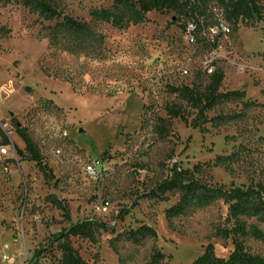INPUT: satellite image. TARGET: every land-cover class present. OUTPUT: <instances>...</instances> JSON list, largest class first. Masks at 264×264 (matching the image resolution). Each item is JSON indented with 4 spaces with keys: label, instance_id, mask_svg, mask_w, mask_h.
Wrapping results in <instances>:
<instances>
[{
    "label": "rangeland",
    "instance_id": "obj_1",
    "mask_svg": "<svg viewBox=\"0 0 264 264\" xmlns=\"http://www.w3.org/2000/svg\"><path fill=\"white\" fill-rule=\"evenodd\" d=\"M46 1L60 20L0 0V264H60L52 239L69 222L50 196L68 205L73 223L105 225L95 242L72 239L88 264H155V249L166 257L157 264H193L208 245L228 258L232 240L216 236L228 218L223 201L169 222L165 212L179 195L168 202L142 195L175 165L198 167L195 177L211 185H264L263 25L235 29L223 22L229 33L205 29L192 44L175 13L151 12L143 24L115 29L91 17L112 10V0ZM64 17L89 23L95 37L62 33L60 45L51 46L50 28ZM209 66L224 73L221 92L240 91L245 98L217 106L200 128L173 120V134L158 139L152 125L176 100L170 88H204ZM17 129L36 145L49 180ZM2 148L15 153L3 155ZM89 166L96 176L87 175ZM142 225L157 238L127 241ZM244 246L264 257L260 241L247 238Z\"/></svg>",
    "mask_w": 264,
    "mask_h": 264
},
{
    "label": "trees",
    "instance_id": "obj_2",
    "mask_svg": "<svg viewBox=\"0 0 264 264\" xmlns=\"http://www.w3.org/2000/svg\"><path fill=\"white\" fill-rule=\"evenodd\" d=\"M19 5L39 14L47 21L60 20V13L46 0H11ZM112 10H96L91 13L92 20L110 24L115 29L127 28L130 24L140 25L147 21L151 12L159 14L175 13L183 22L184 31L189 23L197 26V32L219 26V19L214 8L221 14L228 25L237 29L240 24H262L264 27V0H112ZM124 12V13H123ZM59 29L62 30L59 32ZM71 34L76 38L91 33L89 23L78 21L71 17H64L56 27L50 28L49 42L53 47L60 45L59 36ZM207 77L204 88L193 85H183L170 88V94L175 96V102L165 106L166 118L155 117L152 125L153 133L160 140L168 139L172 133V121L180 120L192 128H200L209 120L207 115L217 106L243 100L245 94L240 91H220L225 78L223 71L217 68L212 74L203 72ZM252 105L250 102L245 106ZM192 112V113H191ZM194 115V118H192ZM192 118V119H191ZM30 160L35 162L46 180L50 179V170L43 164V159L36 145L26 132L17 129ZM10 143L5 140V145ZM17 153L20 150L15 147ZM195 167L193 171L175 165L169 170V176L150 191L144 193L142 198L168 202L170 196L179 195L178 202L165 212L167 220L184 216L189 211L200 209L210 203L223 201L228 206V218L223 226L216 230V236L223 240H232L234 250L228 258H219L215 255L212 245H208L204 253L193 264H264V257L251 254L244 246V240L252 238L264 245V231L258 225H264V185H230L218 186L207 184L196 178ZM48 202L63 211L69 226L55 234L52 243L57 245L61 253L60 264H88L74 248L72 239H84L95 242L97 234L104 230V224L90 220L73 223L70 219L69 207L55 196L48 197ZM252 219L256 224L250 223ZM127 241L141 243L149 238H157L156 231L142 225L131 230L125 236ZM40 254L37 253L35 258ZM159 250H154L152 262L157 264L165 259Z\"/></svg>",
    "mask_w": 264,
    "mask_h": 264
},
{
    "label": "built area",
    "instance_id": "obj_3",
    "mask_svg": "<svg viewBox=\"0 0 264 264\" xmlns=\"http://www.w3.org/2000/svg\"><path fill=\"white\" fill-rule=\"evenodd\" d=\"M216 15H217V17H218V19H219V24H220V25H219V26H216V27H213V28H209V30L212 31V32H214L215 30H222V31H225V32L229 33V32H230V29H229L228 27H226V26L223 25V22H225V21L222 19L221 14L218 12V13H216ZM186 32H187L188 35H189V41H190L192 44H194V43L196 42L197 34H199V33L197 32V26H196V24L193 23V22L189 23ZM202 32H203V31H202ZM202 32H201V33H202ZM214 70H215V69H212V67L209 66V67H207V68L204 70V72H207L208 74H212ZM183 73H184L185 75L187 74L186 71H184ZM9 152H10V151L8 150V148H2V150H1V153H2L3 155H8ZM11 152L13 153L14 151L11 150ZM11 152H10V153H11ZM14 153H15V152H14ZM86 172H87V175H89V176H91V177L96 176V172H95V170L93 169L92 166L87 167Z\"/></svg>",
    "mask_w": 264,
    "mask_h": 264
}]
</instances>
